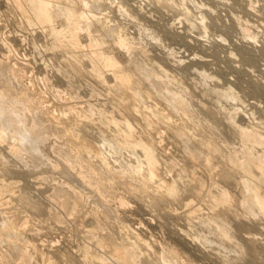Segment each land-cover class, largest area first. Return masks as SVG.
<instances>
[{
    "label": "rangeland",
    "instance_id": "374dc122",
    "mask_svg": "<svg viewBox=\"0 0 264 264\" xmlns=\"http://www.w3.org/2000/svg\"><path fill=\"white\" fill-rule=\"evenodd\" d=\"M0 1V264H119L109 248L126 244L138 264H264V218L241 208L229 166L244 147L236 127L264 138V0H82L100 20L89 30L98 47L77 51H51L44 28ZM92 49L118 68L92 64ZM93 65L105 81L128 77V91L101 85ZM122 120L154 144L155 181L176 182L174 199L130 175L146 170L113 141ZM13 127L34 133L24 143ZM221 191L229 202L217 206Z\"/></svg>",
    "mask_w": 264,
    "mask_h": 264
},
{
    "label": "bare ground",
    "instance_id": "6f19581e",
    "mask_svg": "<svg viewBox=\"0 0 264 264\" xmlns=\"http://www.w3.org/2000/svg\"><path fill=\"white\" fill-rule=\"evenodd\" d=\"M20 1L12 0V4L14 5V7H16V10H18V12H20V14L23 16L24 19L23 18L22 19L25 20L28 27L32 28L34 26H39L44 28L46 35H49L52 39V46L50 49L51 51L64 47V43H67V47L70 48L71 50L77 51L82 48L80 43L81 40L89 41L90 43L89 47H98L96 43H93L89 39L90 38L89 30L93 27L94 25L93 22L96 21L97 23H100V20L95 19L94 16L90 15L85 10V4L82 2V0H65L66 2L73 4L76 7L59 8L57 11H54L52 9L53 0H25V1L23 0L25 2V8L21 6V4L19 3ZM23 1L21 3H23ZM57 19H60L59 29L53 28L54 21ZM118 45L121 48L127 49L125 48L126 41L123 39L118 40ZM90 60L92 64H96L101 61L102 64L105 65V67L107 68H112L114 70L118 68L117 64L114 63L111 58H108L106 56L105 50L102 52L101 49H92ZM92 72L95 78H97V82H99L101 85L107 86L109 88H117L118 90L128 91V83H129L128 77L117 75L116 71H112L111 73H106L107 75L104 73L105 74L104 77L106 78L105 81L101 79V77L96 73L97 67L95 65L92 66ZM224 95L225 97H227V94ZM88 112L91 114L92 113L91 109H88ZM88 115L89 114L86 112L82 116L89 117ZM104 115L106 116V114ZM3 119L5 121L6 115L2 110V108H0V120ZM229 122L231 123V125L235 126V123L233 122L232 118L229 119ZM121 123H124V127H122L124 129L119 130L118 133L116 131L117 135L113 139L114 143L116 144V147L130 150L129 152H132L133 154L136 151H139L143 158V162L141 164L145 165V170H146V174L143 177L142 176L140 177L141 171L143 172L142 170L143 168L140 165L132 169L130 175L141 182L143 190H147V188L150 187L149 185L154 184L155 192L157 193L163 192L166 198L174 199V197L178 194L176 182L165 183L161 180L155 181L157 178H159L158 177L159 162L155 154L154 144H151L150 141L148 142L144 141L143 138H137L136 135H134L133 133L134 131L131 125L127 121H123ZM109 124L116 126L119 123H117V120L115 121V119H112ZM117 129H119V127H117ZM13 131L14 133L19 134V136L21 137V141L24 143L27 142L29 137L34 133L32 129L29 130L30 132L27 131L23 132L22 129L17 127H13ZM236 131L244 146L241 151L242 158L241 159H237L236 157L230 158L229 166L239 175V182L242 186V190H241L242 200H241V204L239 205H241V208L246 210V212L248 211L247 213H249V215L256 217L257 214H260L264 218V153L256 154L253 153L252 151V148L254 147L257 148L264 147V138L259 132L255 130H247L242 127H236ZM10 188L11 186L9 187V189ZM218 195L219 197L217 202L214 201V203L216 202L217 206L218 204L220 205L228 204L229 196L227 192L221 191ZM215 199L216 198H214V200ZM212 200H210V202ZM65 203L62 201L60 206L64 208V206L67 205ZM91 234L93 233L91 232ZM180 239L184 242L186 246L194 247L193 242L190 240L188 241L186 237H184L182 234H180ZM137 240L140 242L139 244H141L142 246L146 245L144 241L140 239ZM98 245L100 248L103 249L106 248L101 244ZM170 254H172L170 255L171 256L170 258L174 257L177 262L178 259V257L176 256L177 254L175 252H170ZM109 255H110L109 256L110 259L114 260L115 262H118L119 264H138L136 249L132 244H126L125 246L123 245L121 247H113V248L111 247L109 248ZM43 257H41L42 261H40V263L51 264L49 258H43ZM82 257L84 262H87L88 260L91 259L87 251L84 252V255ZM95 259H97L98 262L100 263H104L102 257L100 258L96 257ZM175 259H173L172 261L174 262Z\"/></svg>",
    "mask_w": 264,
    "mask_h": 264
}]
</instances>
